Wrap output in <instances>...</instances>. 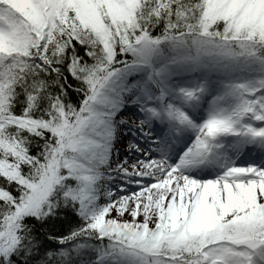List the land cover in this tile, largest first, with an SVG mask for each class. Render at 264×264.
<instances>
[{
	"label": "snow or ice",
	"instance_id": "snow-or-ice-1",
	"mask_svg": "<svg viewBox=\"0 0 264 264\" xmlns=\"http://www.w3.org/2000/svg\"><path fill=\"white\" fill-rule=\"evenodd\" d=\"M0 264H264V0H0Z\"/></svg>",
	"mask_w": 264,
	"mask_h": 264
}]
</instances>
